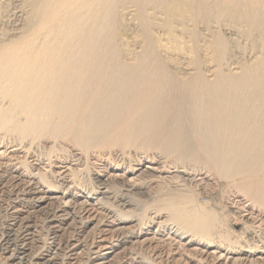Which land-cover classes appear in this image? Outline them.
I'll return each instance as SVG.
<instances>
[{"label":"bare ground","instance_id":"6f19581e","mask_svg":"<svg viewBox=\"0 0 264 264\" xmlns=\"http://www.w3.org/2000/svg\"><path fill=\"white\" fill-rule=\"evenodd\" d=\"M31 1L33 2V0ZM143 1L137 2V6L143 10L141 11L142 14L145 9L151 6V2L152 5L155 2L150 0V6L145 5L148 8L143 9ZM167 1L170 0H163L164 3L168 4H166L167 6L171 5V7L177 3L172 8L177 10L174 12H177L179 17L180 9L183 10V8L179 9L181 2L183 3L180 4V7L184 6L185 1H189L198 8L197 4L194 3L199 0H172V4H170L171 1L170 3ZM202 1H206L208 5L211 2V0ZM224 1L227 6L230 4L229 7L232 8L234 0ZM241 1L245 3L244 0ZM122 2L121 0H34L33 13L31 12V15L29 11L30 15H27L33 19L32 25L30 22L28 23L31 18L27 21V25L29 24L31 27H25L27 29H23V33H25L17 38L14 35V38L10 37L8 32L5 34H9L10 38L0 37V145L10 143L13 147L20 146L26 150L27 154L35 152L39 157H44L51 167L61 163L66 166V169L68 168L59 174L55 173L54 170L51 171L52 169L43 172L39 170L38 173L36 172L37 184L43 188H48L51 190L50 192L55 194L57 228L59 229L63 222L70 220L71 226L67 227L69 228V236L76 238L73 247L82 250V254L87 257L91 255L90 245L87 244V241L94 237L93 231L97 232L98 225H96L97 223L95 225L90 223L88 218L86 220L80 215L82 208L78 206L80 204L76 201L77 196L75 197L76 193L74 192L104 205L106 208L103 210L105 215L102 216V220L112 216L111 218L117 219L118 222L126 223L127 219L135 218L139 222L140 228L152 223L151 221L156 218L166 217L165 223L170 224L167 227H173L169 228L170 231L178 227L175 232H178L180 237H185L187 240L191 238L196 244L211 247L215 249V254L220 249L218 255L221 258L225 256L224 252L226 251H228V255L224 257L225 259L232 253L246 254L247 256H253L255 253L264 254L262 229L264 226V62L261 60L264 58V52L262 53L264 47L261 49L263 56L258 59L261 63H258L257 60L258 64L254 63L255 67L252 65L253 67L250 69L248 66L250 70L246 69L238 77H233L235 75L232 73L233 76L231 74L230 76L229 73L224 75L222 72H218V75L222 73L223 76L214 78L212 84H209L211 81L207 82L208 79L205 80V74H202L204 71L198 72L203 70L197 64L198 62L192 63L196 54L191 52L194 57H192L190 64H195V68L197 65L201 68L198 67V74L195 73L196 75L191 77L192 79L183 81L186 85L184 89L185 91L186 89L189 90L188 93L190 92L192 101L172 102L167 100L159 103L158 98L163 95L160 91L166 89L163 87H168V85L170 87L173 84L167 79V82L165 79L163 80L169 73H165L167 62L164 61L166 62V66H164L165 63L163 62V64L161 60H158L161 58L154 55L155 46L160 45L158 40L157 44L156 42L153 44L152 38L150 39L153 41L148 42L146 40V43L142 39L143 49L135 55L133 63H127L122 67L116 65L119 63L115 62L116 58H120L119 53H123L122 46H124L118 44L120 32L117 33V26H120L118 22L121 15L119 18L117 17L118 22L116 20L117 8L119 4L121 7ZM163 2H158V4ZM212 2L214 5L213 0ZM246 2L247 5L250 3L251 6H248L250 9L251 7L258 8L261 5L264 7L262 3L264 0H247ZM191 3L190 6L193 7ZM225 3H222L223 7ZM220 4L217 6L216 3V8L211 5L213 13L210 16L215 15L214 12L217 8L219 11L216 12H220L219 7H222ZM134 5L136 3L133 4V7H136ZM186 5L189 6V3ZM201 5L199 10L202 8L206 10L205 8L209 7ZM236 5L237 3L234 6ZM125 6L124 8H126ZM237 6L236 8H238ZM140 7H136L137 12H139ZM157 7L158 11L163 10L162 5L161 8L158 5ZM229 7L227 8L228 14ZM243 7H239V10ZM248 7L245 8V11L243 8L240 12L243 13L244 11L245 16L249 15L250 17L252 13L249 14L251 11ZM28 8H31V4L28 5ZM154 8L156 9V7ZM154 8L152 7V9ZM172 8L170 10L173 11ZM149 9L151 10V8ZM166 9L170 12L168 7ZM166 9L162 12H166ZM190 9L184 10V13L186 14L185 11L189 12ZM260 9L263 10V16L264 8L258 10ZM204 10L202 9L203 13L200 11L199 15L204 14L206 12ZM231 10L234 11V9ZM256 10L253 9L252 12ZM235 11L234 14L238 12V10ZM1 12L3 13V11ZM146 12L147 10L144 15ZM141 13L138 15L140 16ZM191 13H193L191 15L193 18L197 16V13L189 12V14ZM220 13L224 14L222 11ZM149 14H147L148 17ZM144 15L140 17L145 20L147 15ZM182 15L179 18H182ZM206 15H204L205 18ZM237 15L240 14L237 13ZM218 16L220 17L219 14ZM229 16L228 23H233L231 20L237 19L235 15L232 18L231 14ZM262 16L257 15L256 18L260 19ZM150 17L147 20H151ZM192 17L189 19H193ZM213 17L217 18V16L210 18ZM222 17L224 16L220 18ZM251 17L254 18L253 15ZM166 18L164 16L165 24L163 20L162 22L165 29H168L169 36L173 38L176 30L172 25L175 22L173 21L174 23L170 26L171 23H168L170 19L166 22ZM262 18L261 21L264 20ZM199 19L196 21L199 22ZM256 20L258 22V19ZM192 21L196 23L194 19ZM245 21L243 20V22ZM149 22L152 23L153 20ZM241 22H239L241 24L239 27L243 26ZM249 22L246 21L247 24ZM139 23L143 25V22ZM258 23L254 26H259L260 23L262 25L264 22ZM152 25H150L151 28H153ZM191 26L193 25L191 24ZM262 26L264 27V25ZM144 27H140L143 35L148 26L146 29ZM164 27L162 26V28ZM206 27L209 26L206 25ZM245 28L248 26L246 25ZM261 28L260 31H262ZM148 29L146 30L147 33ZM249 29L251 31L252 28ZM152 30L149 33L151 37ZM186 30L184 29L183 35H185ZM253 31V33L259 32L257 29ZM194 32L192 29L191 34L187 33L190 37L192 33L194 37L199 35V33L195 34L196 32ZM246 32L249 30L246 29L245 34ZM187 33L186 35H188ZM223 36L225 35H220V37ZM157 37L154 38L157 39ZM179 37L173 38L174 43L169 40L171 44H161L158 47L159 50L160 47L164 51L173 50L177 52L183 50L182 48L187 45L185 43L188 41L183 38L178 40ZM199 38L200 36L197 39ZM221 39H215L211 46H206L211 48V53L214 50L213 58L219 60V63L224 56L225 48L227 51L229 49L224 47L225 39ZM181 40L182 42L185 41L183 46ZM226 43L228 46V42ZM262 46L260 47L262 48ZM156 50L158 52V49ZM195 50L192 48L193 52ZM202 50L204 51V49ZM184 51L186 52V50ZM156 52L155 54H157ZM188 54L190 55V52ZM199 57L201 58V56ZM199 57L197 54L196 58ZM217 60L214 63H218ZM222 60L224 61V59ZM211 62L213 64V61ZM216 66L219 67V64ZM163 74H166V77ZM164 81L167 84L170 82V84L166 85ZM243 88L245 92L247 91V96L250 93L251 95L247 97ZM241 89H243V93ZM247 89L250 90L249 93ZM238 92L246 97H240ZM185 93L188 95L187 92ZM235 93L238 94L235 96ZM167 98L169 99V97ZM21 165L27 175H35L28 161H24ZM145 165H148V170L150 168L148 172L150 182L155 180L158 171L170 173L172 170H176L175 172L180 175H189L191 180L185 182L180 181V177H176L172 179L175 181L171 180L172 183H175L174 185L170 186L166 183L164 189H156L157 194L154 193L155 197H151L148 196L149 194L142 193L143 187L148 184L146 176V178L143 176L142 179H132L133 183L129 185L123 184L122 181L114 177L112 180L104 179L105 176L116 171L125 172L128 176L135 175ZM197 178L200 179L196 180ZM206 178H212L215 184H201V181L206 180ZM63 180L70 182L65 185ZM202 186L204 188H201ZM203 197L207 200L202 201ZM41 199L43 198L41 197ZM151 211L156 218L150 216ZM41 212L43 213V211ZM162 222L158 223L160 228L161 224L163 225ZM88 229L90 232L86 233ZM130 231L119 229L113 234L116 245L110 249L114 252L119 251L117 258L108 262H104L103 260L106 258H103L91 263L145 264L146 260H150L152 264H155L150 256L143 255L137 250L136 243H134V232ZM3 232H1L2 237H0L2 238L0 250L8 255L6 259L12 264H57L54 262L56 260L53 259L54 255L52 258L50 257L51 254L48 255L49 258L36 257L31 259V257H35L32 256L34 252L27 254L24 246H18L20 244L16 246L14 231L6 230ZM59 232L57 236L58 245L61 250L66 252V233L62 235ZM54 234L55 232L50 231L47 237H53ZM53 239L55 241L56 236ZM29 251L31 250L29 249ZM27 258L30 259L27 260ZM87 263L88 261L85 264ZM252 263L255 264L256 262L253 261Z\"/></svg>","mask_w":264,"mask_h":264},{"label":"rangeland","instance_id":"374dc122","mask_svg":"<svg viewBox=\"0 0 264 264\" xmlns=\"http://www.w3.org/2000/svg\"><path fill=\"white\" fill-rule=\"evenodd\" d=\"M3 1L6 3V5H5V3ZM122 1L123 0H121V2ZM131 1L134 2L135 0H129V1L124 0V2H122V4H121V7H120V4H119V6L117 8V14L118 13L119 14H118V16L116 14V18L117 17L119 18L120 17L119 15H121V17H122V18L121 17L119 18V22H118V18L116 19L117 22L120 25V26H117V33L119 34V32H120L118 37L120 38L119 41L122 43L121 44L119 42L118 44L120 46L124 45V46H122L123 47V53L122 52L119 53V55H121L120 56L121 59L118 58V57L116 58L115 62H119V63H116L117 66H121L122 67V66L126 65L127 63H133L135 55H137V53L139 54L140 51L143 49L142 46L144 45V43H142L143 42L142 39L145 40L144 41L145 43L147 41L150 42V40L153 39L154 40V41L152 40L153 44L155 42L157 44L158 43L157 40H158L160 42V45L161 44L162 45H167L168 43H170L169 40H171V43H174L172 41V40H174L173 38L176 37V39H177L179 36L180 37H179L178 40H180V38L181 39L183 38L185 41H188L186 43H185V41H183L185 44H187V45H184V43L181 40V42L183 43L182 46L184 45V48H186V49L182 48L183 50H180L183 53L180 52V51L176 52V51H173V50H168V51L165 50L164 51L161 47H160V50H159L158 47L160 45L158 46V44H157L155 46V48L158 49V52H156L157 50L155 49L154 55H158L159 58H161V59H158V60L159 61L161 60L162 63L164 61H166L167 64H168L167 68H165V73L166 74L168 72L169 73H168L167 77H166V74H163L166 77V78H163V80L167 79V80H169L171 82V84H173V85L170 86L171 87L170 88L169 85H168V84H170V82L168 81L169 83L167 84L166 83L167 80H166V82L164 81L165 84L168 85V87L167 86L163 87L164 89L166 88L164 90L165 92L161 88L162 90L160 92L163 95L160 93V95H162V96H159V98H158V102L159 103H162L163 101H167V100L168 101L171 100L172 102L173 101L174 102L192 101V98H191L192 96L189 94L190 92L188 93L189 90L186 89V91H185V89H184V87H186V85H185V83L183 81H186V79L187 80L188 79H192L191 77L196 75L195 73H197V69L199 70V68H200L198 65H200L201 68L203 69L201 71L199 70L198 72H203L204 71L202 74H205V77H206L205 80L208 79L207 82L209 83L211 81V83H209V84H212V82L217 78V76H220V75L223 76V74L224 75L225 74L228 75L227 73H229V75H230L232 73L233 75H235V76H233L231 74L233 77H238L239 75L242 74L241 72H245L246 69H249L248 66H250V69L253 66L255 67L254 63H257L256 61L258 59L262 58V56L264 54L263 53L264 52V49H263L264 44H262V43H264V38H263L264 37V29L263 28L264 27L262 26V25H264V23H262V25L260 23L259 26H254V25H258L259 24L258 22H264V20H263L264 18H262V17H264V15L262 16V11L263 10L262 9L258 10L259 8H264V7H262V5L260 7L258 6V8L257 7H255V8L251 7V9H250L248 6H251V5H250V3H248V5H247V2H246L247 0H244L245 3L242 2L241 0H239L240 2L238 0H237L238 2L236 0H234L233 2L234 3L236 2L237 5L239 3L240 4L243 3V5H240V4H239L240 6L236 5L238 7V8H236V6H234L236 3L234 4L232 2L233 4L231 3L232 4V8H231V6L229 7L230 4H228V6H227V4L225 3L224 0H219L220 2L217 1V0L215 2V0H213L214 1V5H213L212 0H211V2H209L210 3L209 5H208V3H206L205 0H204L205 2H203L202 0H201L202 1L201 2L199 0V1H197L198 3L200 2L201 4H203L205 6H209V7L205 8L206 10H204V8H202L204 11H206L208 13L204 12V14L199 15V12L202 11V9L201 10H199V9L201 7H203V6L196 2V3H194L195 5L197 4V6H198V8H196L193 5V3L187 1L189 3V6H190V3H191L192 6L195 7L193 9V7L190 6V8H191L190 9L189 6L186 5L188 3L184 0L185 1L184 2V6L181 5L182 7H180V4H182L183 2H181L179 4V9L183 8V10L180 9L181 12L179 11V17H180L181 14H183L184 17L182 15V18H179L177 16L178 13L174 12V11H177V10L173 9L175 7V4H177V3H175L173 5L174 7L172 6L173 7L172 8L171 5L167 6L168 4L164 3L163 0H157V1L154 0L157 3V5L159 6V8H161L160 6L162 5L163 10L160 9L161 11H158L159 9H158V7H157L155 2H154V5H156V6L152 5L153 3L150 0H147V1L144 0L143 1L144 2L143 3L144 7L142 6L143 9L147 7V6L145 7V5H148V7H149L150 4H151V6L149 7V8H151V10L147 7L148 9H145L144 12L147 10V12L145 13L146 15L151 13V14H149V17L150 16L152 17V18L150 17V19L153 20V22H152L153 25H152V23L149 22L151 20H147L149 18L148 15L147 16L144 15V12H143V14L141 13V11H143V10L141 9L140 6L139 7H140L141 10L139 9L138 10L139 12H137L136 7L139 8L137 6V2L138 1L140 2V0H138V1L136 0L137 2H134V3H132ZM161 1L164 4L163 3L162 4L161 3L158 4V2H161ZM164 1H166V0H164ZM170 1H171V3H170ZM170 1L169 2L167 1V2L172 4V0H170ZM208 1L209 0H207V2ZM261 1H263V0H261ZM29 3L31 4V8L30 9L28 8V5L30 6ZM33 3H34V0H33V2L31 0H0V4H1V6H0V14H1L0 15V17H1L0 18V29H1L0 37L1 38L8 39L11 36H12V38H14V36H16L15 38H17V37H19V36H21L22 34L25 33V32L23 33V31L26 29L25 27H27V28H28V26H29V28L31 27L30 25H32V23H33L31 21L33 19L31 17H28L27 15H30V14L32 15L33 9H34L33 8L34 6H32V5H34ZM135 3H136V5H134V6H136V7H133V4H135ZM216 3H217V6H218L219 3H221L220 6L222 5V3L223 4L225 3L227 8L229 7V14H228V10H227L226 6L224 5V7H225L224 8L223 5H222V7H219L221 9L220 12L222 11V13H224L225 10H227V12H225L226 15H225V13L224 14H221L220 12L217 13L216 11H219L218 8H217V10H215V12H214L215 15H211L210 16V14L213 13L212 7L213 6L215 8L217 7L215 5ZM262 3L264 5V2H262ZM143 4H141V5H143ZM244 4L247 5V6L245 7ZM2 5H3V7H2ZM123 5L124 6L126 5L125 6L126 8H124ZM138 5H139V3H138ZM200 5H201V7L199 8ZM211 5H212V7H211ZM122 6H123V8H122ZM164 6L168 7V9H169V7H171L173 9V11L170 10L171 9L170 8L169 9L170 12H169L166 9V7L164 8ZM242 6H244L245 8L248 7V9H250L251 12L250 11H249L250 13L248 12L249 14L252 13L250 15V17H249V15L245 16L246 13L244 14V11H245L244 7H243L244 8L243 13L240 12V11L243 10V8L242 9L240 8V10H239V7H242ZM152 7L153 8L156 7L157 10L155 8L152 9ZM184 7H185V9H184ZM186 8L190 9L189 12L192 11V12H195V14L197 13L196 15L198 17L196 15H193V16H196L195 18H193L191 16L193 13L189 14L188 11H185L186 12V14H185L184 10H188ZM207 8H208V10H207ZM210 8H211V10H209ZM222 8H224L225 10L222 9ZM31 9H32V11H31ZM164 9H166L167 11L163 13L162 11H164ZM175 9H178V8H175ZM195 9H196V11H195ZM231 9H234V11L236 9L235 12H237V10H238L237 13L240 14V15L238 16L237 13L234 14V11L232 12ZM253 9L254 10L257 9L256 10L257 12L256 11L252 12ZM25 10H26L27 13L25 12ZM118 10H120V11H118ZM154 10H156V11H154ZM1 11H3V13ZM136 12H137V14H136ZM246 12H247V9H246ZM139 13H141L140 14L141 17H142V15L146 16V19L145 20L142 19L138 15ZM152 13H153V15H152ZM162 13H163V15H162ZM169 13L172 16V19H171V16H170ZM202 13H203V11H202ZM205 13L209 14V15L207 16ZM255 13H257V14L255 15ZM172 14L177 19L173 18L174 16ZM218 14L220 15V17L221 16H224V17L220 18L218 16ZM227 14H228V16H227ZM230 14H231V18L233 17V15L237 16L236 20H234V19L231 20L233 23H231V22L228 23L229 22L228 20L230 19L228 17H230L229 16ZM242 14H244V15H242ZM263 14H264V12H263ZM186 15H187V17H185ZM204 15H206V18L207 17L208 18L206 19L204 17ZM252 15H253V17L255 15V17L253 19L251 17ZM257 15L258 16H262V17H260V19L262 18L263 21H261L259 18H256ZM144 16H143V18H144ZM156 16H157V18H155ZM164 16H165V18L168 16L166 18V22H168V19H170L169 22H168V23H171L170 26L174 22L177 23V24L174 23V25H172V27L176 30L174 32L175 34H174L173 38H171L169 36V34H168L169 32H167L168 29H165V27H164L165 26L164 25L165 24ZM201 16H202V18H201ZM212 16H217V18L213 17L211 19L210 17H212ZM235 16H234V18H235ZM189 17H192L195 20L196 23H194V21H192L193 19H189ZM225 17L228 18V19H226ZM239 17H243V18H239ZM247 17H248V19H247ZM154 18L156 19V21H155ZM185 18H187V19H185ZM198 18H200L199 22L196 21V20H198ZM214 18H215V20H214ZM238 18H239V20H238ZM28 19H30V21H28ZM202 19H204V20L202 21ZM218 19L219 20L222 19V20L219 21ZM242 19L244 21L246 19H247L246 21H250L248 24L251 27L246 23V21L243 22ZM256 19H258V22H257ZM136 20H138L141 23L143 22V25L140 24ZM162 20L164 21V24H163ZM205 20H206V22H205ZM216 20H218V21H216ZM223 20H225V21L223 22ZM251 20H252V22H251ZM254 20H256L255 23H253ZM27 21H28V23L30 22V25L29 24L27 25ZM120 21H122L121 22L122 25H121ZM144 21L147 22V23H145ZM148 22H149V24H148ZM239 22L242 23V25H243L242 27H239L241 25ZM160 23H162L163 25H161ZM243 23L246 24L248 26V28H245L246 25H244ZM145 24H146V26H145ZM191 24L193 26H191ZM235 24H237L238 26L235 25ZM140 25H142V26H140ZM150 25H152L153 28H151ZM156 25H158V26L161 25V26L158 27ZM180 25H182V26H180ZM206 25L209 26L210 28L206 27ZM147 26H148L149 29L147 28ZM162 26L164 28H162ZM118 27H119L120 30L118 29ZM140 27L141 28L144 27L145 29L147 28L149 30L148 33H147V31H146L147 29H146L144 31L147 34L144 32V35H143V31L141 30ZM157 27H158V29L155 30V28H157ZM183 27H184L185 30L187 29L186 31L189 32L190 34L192 32V29H193V32L195 31L196 33L195 32L194 33L195 34L199 33V35L197 34L198 36L196 35L197 37L196 36L194 37L193 36L194 34L192 33V36L190 37L189 34L186 31H185V35H183V32H184ZM253 27H256V28H253ZM249 28H252L251 31H250ZM260 28H261L262 31H260ZM150 29L151 30L153 29L152 30V37L150 36L151 34H149V33H151ZM244 29L245 30L246 29L249 30V32H246V34H245V30ZM255 29H257V31H259V32L255 31V33H253L254 32L253 30H255ZM153 31H154V33H153ZM5 32L6 33L8 32L10 34V37H9V34L7 35V34H5ZM241 32H242V34H241ZM186 33L188 35H186ZM248 33H251L252 35L248 34ZM259 33H262L263 35L259 34ZM217 34H218V37H220V35L221 36L225 35V36H223L224 38L223 37H220V38H222L221 40L225 39L224 40L225 41V46L224 47H228L230 49V50L228 49V51H227L226 48H225L224 52L226 54L223 52L224 56L222 58V59H224V61L222 59H220V63H219V60L215 59V57L213 58L214 55H212V54L215 53L214 50H212V53H211V51H210L211 48H208L209 45L211 46L213 41L215 42V39H220V38L217 37ZM1 35H4V36H1ZM6 35H7V37H6ZM147 35L150 36V37H148ZM249 35H251V36H249ZM184 36H186V37H184ZM188 36L190 37V39H189ZM199 36H200V38L197 39ZM145 37H147V38L145 39ZM154 37L155 38L157 37V39H155ZM169 37H170V39H169ZM214 37H215V39H214ZM150 38H152V39H150ZM191 39H192V41H191ZM196 40H198L199 42H197ZM260 40H262L263 42L261 41V43H260ZM194 42H196V44H194ZM226 42H228V46H227ZM206 44H208V45H206ZM260 44L263 45L262 48L260 47L261 46ZM198 46L201 47V48H199ZM206 46H208V47H206ZM188 48H189V50H188ZM192 48H195L196 50L197 49L198 50L197 51L195 50V52H193ZM161 49H162V51H161ZM199 49H201V50L199 51ZM202 49H204V51ZM261 49H263L262 50L263 54L261 53ZM184 50H186V52ZM155 52L157 54H155ZM168 52H169V54H168ZM188 52H190V55L188 54ZM191 52L195 53L196 56L194 57V55ZM127 53H128V55H127ZM197 54H198V57L201 56V58L199 57L200 59L196 58ZM225 55H227L226 56L227 58L225 57ZM168 57L171 58V59H169ZM192 57H194V59H196V60L192 59ZM211 57H212V59H211ZM131 59H132V62H131ZM191 59L194 62H192ZM209 59H210V61H209ZM216 60H217L218 63H214V62H216ZM261 60H263V62H264V58H262ZM211 61H213V64H212ZM221 61H223V62H221ZM120 62H121V64H120ZM124 62H125V64H124ZM166 62H164L165 63L164 66H166ZM191 62L192 63H197L198 62L197 63L198 65L196 66L197 68H195V66H194L195 64H190ZM258 63H261V62H259V60H258ZM215 64L216 65L219 64L220 68L218 66H216ZM243 67L244 68L247 67V68L244 69ZM166 70H168V71H166ZM218 72H222L223 74L219 73L220 75H218L217 74ZM180 81L183 82V83H181ZM165 84L163 83V86ZM183 84H184V86H183ZM172 86H173V88H172ZM243 89H241V91ZM249 91L250 90H248V93H249ZM185 92L188 93L189 97H188V95ZM244 92H245V89H244ZM246 92H245V95L247 96ZM238 93H235V96ZM242 93H243V91H242ZM238 95H240V97L241 96L246 97V96H244L241 93H239ZM250 95H251V93L248 96H250ZM123 96H124V94H123ZM171 96L173 97V100H172ZM160 97H161V100H160ZM167 97H169V99ZM240 97L238 96V98H240ZM164 103H166V102H164ZM168 103H170V102H168ZM5 144L6 143L0 145V231L1 232L6 231V230L14 231L13 233H14V235L16 237V242H17L16 246L18 244H20L18 246H21V247L24 246V248H26V250H27V254L28 253L32 254L34 252L32 254V256L34 255L35 257H31V259L36 258V257L37 258H42V257L43 258H49L50 254H51L50 257L52 258L53 255H54L53 259L54 258L56 259L54 262H56L57 264H61V263L63 264V262H65V264H85L87 261H88L89 264H92L91 263L92 261H96V260L98 261V260H101L103 258H106L105 260H103L104 262H108V261H111V260L117 258V255L119 254L118 253L119 251L114 252V250L110 249L111 247H114V245H116L115 240L113 239V234H115L116 230L126 229L128 231L131 230V231L134 232V243H136V247L138 248L137 250L140 251L141 253H143V255H146V256L148 255V257L150 256L155 264H225V263L226 264H234V263L235 264H254V263H252L253 261L256 262L255 264H264V254H260L259 255L257 253H255V255H253V256H249V255L247 256L246 254H234V253H232L231 255H229L227 257V259H225L224 257L226 255H228L227 254L228 251H226V252H224L225 256H223L221 258L218 255V252L220 251V249H218L216 251V254H215V249H213L211 247H206V246H204V244H196V242L191 240V238H189L187 240L185 237H180L179 233L175 232V230H177L178 227L174 228L173 231H170L169 228H171L172 226L167 227V225L169 223H165L166 217H163V218L159 217V219H158V218L155 217V215L152 214V211L150 212L151 213L150 216L151 217L153 216V218L155 217L156 219L151 221L152 223H148L147 225L142 226L140 228H139V222L136 221L135 218L134 219H127L126 223L118 222L117 219L115 220L114 218H111L112 216H109L110 218L109 217H105L102 220V216L105 215L103 210H105L104 208H106V207L104 205H102V204L100 205L99 202L93 200L92 198H86V197H84L82 195H77V192H74V193H76L75 197L77 196L76 197L77 198L76 201H78V204H80L78 206H81L80 208H82L81 211H80V215L82 217H84L85 219L88 218V220H90V223H94V225L97 223L96 225H98L97 226V232L93 231L94 232L93 236L95 238L91 237V239L89 238L88 241H87V244L90 245V249H91V252H90L91 255H90V257H87L86 255L82 254V250H80V249L78 250V249H75L76 247H73L74 243L76 241V238H75V236H74V238L69 236V234H70L69 233V228H67V227H69V225L71 226V224H70L71 221L70 220H67V221L63 222L62 226L59 227V229L57 228L55 194L50 192L51 190H49L48 188H43V187H41L40 184H37V182H38L37 173L39 172V170L41 172H43V171H50L52 169L51 171L54 170L55 173L59 174V173L65 172L68 168L66 169L65 168L66 166L61 164V163H58L57 165H52V167H51V166H49V162L44 157L43 158L39 157L37 153L35 154V152H30V153L27 154L26 150L24 148L20 147V146H14L13 147V145H11L10 143L8 145H5ZM24 161H28V164H30V166H31V168L33 170V173L35 175H30V174L27 175L26 172H24L25 170H24L23 166L21 165ZM147 167H148V165H145L142 170L138 171V173H136L135 175H129V176L126 175L125 172H121V171L111 172L110 174L105 176L104 179L105 180H112L113 177H114L116 179L118 178L119 181H122L123 184L129 185V184L133 183L132 179H134V180L135 179L136 180L137 179H142V178H144L146 176L147 178L146 177L145 178L147 180L146 179L145 180L148 182V184H145V186L147 185L149 188L147 186L146 187L144 186L143 187L144 190H143L142 193H145L147 195L149 194L148 196H151V197H155V194H157L158 191L156 189H158V190L160 188L164 189L166 187V185H165L166 183H168V185L170 184V186L174 185L175 183H172L171 180L175 179L176 177H180V181H185L186 182L188 180H191V177L189 175H184V174L180 175L179 173L175 172L176 170H172L170 173H163L161 171L160 172L158 171L156 176H155L157 179L155 178V180L150 182L148 180V178H149L148 172L150 171V168L148 170ZM34 176H37V177H34ZM60 179H62V178H60ZM198 179H200V178H197L196 180H198ZM69 180H66V181L63 180V181H65V185L70 182ZM172 181H175V180H172ZM163 183H164L165 186L163 185ZM202 183L204 185H207V184H209V185L213 184L214 185L215 184L214 181L212 180V178H208V179L206 178V180L204 179V180L201 181V184ZM160 186H163V187H160ZM201 188H204V186H202ZM33 196L37 197V198H34ZM41 197L43 199H41ZM206 200H207L206 198H204V197L202 198V201H206ZM39 201H40V203H39ZM82 205H83V207H82ZM41 211H43V213ZM45 213H46V215H44ZM51 217H52L53 220L51 219ZM248 219H250V218L248 217ZM47 220H49V221L47 222ZM100 222H101V224H100ZM161 222L163 223L164 226L161 224V228H160L159 224ZM17 225L18 226L20 225V227H17ZM25 225H26V227H25ZM256 225L259 226V224H256ZM49 226H51V227H49ZM11 227H12V230H11ZM163 227H165V228H163ZM49 228H50V230H49ZM51 228H52V230H51ZM62 228H64V229H62ZM18 229H20V230H18ZM262 229H263V237H264V226L262 227ZM77 230L83 231V230H81L79 228ZM50 231L51 232H55V234L53 235V237L56 236L55 241H54L52 236L51 237L50 236L47 237V234ZM80 231H78V232H80ZM1 232H0V237H2V233ZM15 232H16V234H18V232H19V234L16 235ZM58 232L60 234H62V235L64 233H66V238L65 239L67 240V243H68V244L66 243V246H65V247H67V249L65 250L66 252H64V250H61L60 246L58 245V237H57L58 236ZM89 232H90V230L88 229V231L86 233H89ZM3 234H4V232H3ZM67 237H68V239H67ZM0 239H1L0 240V242H1L2 238H0ZM46 240H47V242H46ZM53 242H54V244H53ZM49 243H52V244H49ZM45 246H46L47 249L45 248ZM28 248L31 251H29ZM61 251H63V252H61ZM1 252L2 251L0 250V264H12L9 260L6 259V257H8V255H6L4 253V251L2 253ZM56 252H57V254H56ZM53 253H55V254H53ZM57 257H58V259H57ZM29 259L27 258V260H29ZM89 259H91L90 262H89ZM62 260H64V261H62ZM144 263L145 264H152V262L150 260H146Z\"/></svg>","mask_w":264,"mask_h":264}]
</instances>
